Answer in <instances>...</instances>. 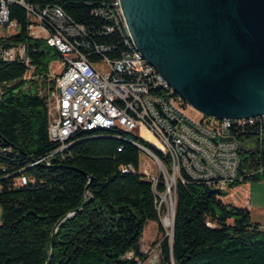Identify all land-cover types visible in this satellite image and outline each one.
I'll return each mask as SVG.
<instances>
[{
	"label": "trees",
	"instance_id": "obj_1",
	"mask_svg": "<svg viewBox=\"0 0 264 264\" xmlns=\"http://www.w3.org/2000/svg\"><path fill=\"white\" fill-rule=\"evenodd\" d=\"M113 1L25 0L33 6H60L86 26L92 41L112 46L108 55L118 58L128 48L125 37L118 30L105 34L112 22L96 13ZM8 8L19 30L6 43L24 45L29 64L0 60V264H139L137 259L147 258L141 249L146 225L157 222L163 231L157 207L159 194L166 191L164 178L154 188L140 171L141 150L118 129L81 131L49 158L50 164H35L60 147L50 140L48 104L40 88L48 83L51 62L62 54L30 34L31 20L22 5L11 2ZM31 69L43 80L25 78ZM239 138L245 142L242 179L230 187L264 178V171L249 175L264 166V121ZM250 141L254 147L246 146ZM123 166L133 169L123 172ZM22 175L28 183L17 186ZM225 194L188 177L177 181L173 241L155 242L160 243L158 264H264V228L253 222L247 207L225 202Z\"/></svg>",
	"mask_w": 264,
	"mask_h": 264
},
{
	"label": "built area",
	"instance_id": "obj_2",
	"mask_svg": "<svg viewBox=\"0 0 264 264\" xmlns=\"http://www.w3.org/2000/svg\"><path fill=\"white\" fill-rule=\"evenodd\" d=\"M11 2L27 10L30 34L46 39L62 54V70L49 76L47 85L40 88L48 104L50 140L60 147L35 164H50L49 158L68 147L69 140L81 131L118 129L127 132L129 140L146 156L148 169L140 171L153 182L154 188L164 178L166 194L176 188L178 180L185 182L187 177L222 191L242 179L240 153L245 142L239 136L255 123L263 122L264 114L233 119L206 115L200 120L192 118L187 113L188 103L135 47L121 14L120 0L96 11L112 22L105 34L118 30L125 37L128 48L118 58L108 55L112 46L92 41L86 26L76 23L60 6L39 7L25 0H0V32L4 34L0 36V60L19 59L29 64L24 45L6 43L7 36L19 30L17 22L9 20ZM7 29L13 32L7 35ZM92 55L100 58L94 59ZM144 142L168 160H162ZM153 166L157 168V177L151 174ZM132 169L122 167L123 172ZM263 171L261 166L249 175ZM27 183L25 175L16 181L17 186ZM163 205L160 200L157 208L160 220L169 230L173 228L174 214L166 207L163 209ZM157 245L160 252V243ZM128 257L132 258L133 253ZM137 261L158 264L160 260L147 256Z\"/></svg>",
	"mask_w": 264,
	"mask_h": 264
},
{
	"label": "water",
	"instance_id": "obj_3",
	"mask_svg": "<svg viewBox=\"0 0 264 264\" xmlns=\"http://www.w3.org/2000/svg\"><path fill=\"white\" fill-rule=\"evenodd\" d=\"M120 4L135 47L196 110L219 119L264 114V0H120ZM147 30L155 34L149 43ZM175 216L176 211L171 241Z\"/></svg>",
	"mask_w": 264,
	"mask_h": 264
},
{
	"label": "rangeland",
	"instance_id": "obj_4",
	"mask_svg": "<svg viewBox=\"0 0 264 264\" xmlns=\"http://www.w3.org/2000/svg\"><path fill=\"white\" fill-rule=\"evenodd\" d=\"M13 32V29H7V35ZM37 34H39L37 32ZM42 34V33H41ZM40 34V35H41ZM4 34L0 32V36H3ZM44 35V33H43ZM62 70V61L61 58L58 57L54 59L50 66H49V76H53L58 74ZM32 69L30 72L26 75L25 78H33L35 80L42 81L43 78L34 76L32 73ZM187 113L194 119L200 120L203 117V114L196 110L190 103H188L187 106ZM256 144L255 141H250L247 143V147H254ZM147 158L142 153L140 157V170L144 171L145 169H148V166L146 165ZM151 174L153 176H158L157 168L153 166V169L151 170ZM262 174V173H260ZM226 191V190H225ZM161 201L163 202L164 206L167 208V210L171 213L172 212V206H176V188H172L170 194L163 193L160 196ZM225 202L232 203L234 205L243 207V205L251 207V205L247 204V201L250 200L252 202L253 207L256 206H262L264 205V178L260 180H248L242 184L235 185L231 187L229 190L226 191V194L222 197ZM257 212L254 211V214L252 216L253 222L261 224V226L264 228V210L260 212L259 209ZM1 217H2V207L0 205V224H1ZM161 225L163 228V231H159V224L154 221H150L143 233V237L141 238V246L142 251L147 254L150 258L154 257L160 260V252L158 243L155 242L161 241L164 237H172V229L166 230L164 227L162 221ZM156 260V259H155ZM149 264V263H147Z\"/></svg>",
	"mask_w": 264,
	"mask_h": 264
},
{
	"label": "crops",
	"instance_id": "obj_5",
	"mask_svg": "<svg viewBox=\"0 0 264 264\" xmlns=\"http://www.w3.org/2000/svg\"><path fill=\"white\" fill-rule=\"evenodd\" d=\"M230 188H231V187L229 186L227 190H229ZM227 190H226V191H227ZM247 204H248V205H251L252 208H251V207H248V206H245V205H243V207H247V208L250 210V212H251V216H253L254 211H256V212L258 211V210H256V208L259 209L260 212L264 210V205H262V206H259V205L256 206V205H255V207H253L252 202H251L250 200L247 201ZM141 249H142V246H141Z\"/></svg>",
	"mask_w": 264,
	"mask_h": 264
},
{
	"label": "flooded vegetation",
	"instance_id": "obj_6",
	"mask_svg": "<svg viewBox=\"0 0 264 264\" xmlns=\"http://www.w3.org/2000/svg\"><path fill=\"white\" fill-rule=\"evenodd\" d=\"M137 19H138V17H137ZM145 35H146V37L148 38V40L146 39V41L149 43V40H150V38H152L153 36H155V34H153V32L151 31V30H147V31H145ZM154 38V37H153ZM153 43H154V41H153Z\"/></svg>",
	"mask_w": 264,
	"mask_h": 264
},
{
	"label": "bare ground",
	"instance_id": "obj_7",
	"mask_svg": "<svg viewBox=\"0 0 264 264\" xmlns=\"http://www.w3.org/2000/svg\"><path fill=\"white\" fill-rule=\"evenodd\" d=\"M175 213V205L172 206V214Z\"/></svg>",
	"mask_w": 264,
	"mask_h": 264
}]
</instances>
